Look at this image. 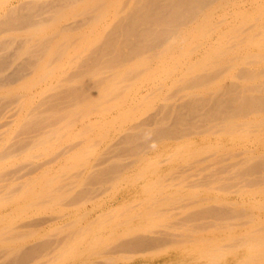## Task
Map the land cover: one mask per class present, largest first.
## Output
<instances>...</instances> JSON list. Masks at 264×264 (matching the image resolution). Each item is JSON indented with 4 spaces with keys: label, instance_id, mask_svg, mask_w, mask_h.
I'll return each instance as SVG.
<instances>
[{
    "label": "bare ground",
    "instance_id": "bare-ground-1",
    "mask_svg": "<svg viewBox=\"0 0 264 264\" xmlns=\"http://www.w3.org/2000/svg\"><path fill=\"white\" fill-rule=\"evenodd\" d=\"M0 264H264V0H0Z\"/></svg>",
    "mask_w": 264,
    "mask_h": 264
}]
</instances>
